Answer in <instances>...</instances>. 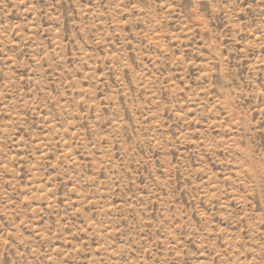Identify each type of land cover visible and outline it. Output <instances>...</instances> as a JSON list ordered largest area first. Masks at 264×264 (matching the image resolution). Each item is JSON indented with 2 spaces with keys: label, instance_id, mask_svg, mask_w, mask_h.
<instances>
[{
  "label": "rangeland",
  "instance_id": "rangeland-1",
  "mask_svg": "<svg viewBox=\"0 0 264 264\" xmlns=\"http://www.w3.org/2000/svg\"><path fill=\"white\" fill-rule=\"evenodd\" d=\"M0 264H264V0H0Z\"/></svg>",
  "mask_w": 264,
  "mask_h": 264
}]
</instances>
